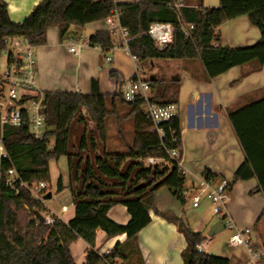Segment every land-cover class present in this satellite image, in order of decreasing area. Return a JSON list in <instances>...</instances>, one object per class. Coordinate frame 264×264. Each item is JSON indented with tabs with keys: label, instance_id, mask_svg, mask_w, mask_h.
<instances>
[{
	"label": "trees",
	"instance_id": "trees-1",
	"mask_svg": "<svg viewBox=\"0 0 264 264\" xmlns=\"http://www.w3.org/2000/svg\"><path fill=\"white\" fill-rule=\"evenodd\" d=\"M172 1L42 0L22 23H16L9 17L7 2L0 0V54L8 48V39L25 37L34 46L42 45L51 26H57L64 38L72 26L84 28L119 10L121 25L131 37L128 50L139 66L155 60L198 59L205 67L207 78L211 79L236 66L249 64L259 69L264 65V0H220L216 7H205L203 0H195V3L184 0V6L179 10L170 5ZM243 15L260 30V39L248 46H223L220 27ZM155 22L170 23L173 27L172 42L162 50L148 33ZM118 39L116 33L99 30L89 37L88 43L106 51L114 48ZM147 80L152 88L158 87L160 91L155 98L151 97L153 101L163 105L178 103V87L171 96L161 100L158 98L163 81L154 76ZM3 86L4 79L0 75V99ZM113 98L114 103L118 101L129 108L124 117L118 115L117 123L132 119L134 142L127 146V152L105 150L93 162L87 159L80 188L72 187L75 215L67 223L54 215V222L47 223L48 211L43 202L34 199L30 190L20 184L51 183V160L66 156L72 165L70 134L74 122L84 119L83 111L95 126L99 140L106 143L107 120L117 113L115 105L109 107L108 96L102 93L97 80H93L89 93L48 91L44 100L46 129L42 139L32 134L28 114L24 112L21 125L15 126L2 123L0 111V139L4 151L0 160V264H77L71 246L80 238L91 247L86 251L83 264H109L115 257L127 259L128 247H132L137 234L152 220L150 210L155 208V194L160 188L168 187L183 204L186 203L183 194L186 175L175 162L169 161L164 148L176 147L181 151L180 118L171 120L180 140L173 142L170 134L161 139L157 132L150 130L152 124L146 116L143 101L127 102L122 93ZM229 117L246 155V160L229 181V187L239 181L257 178L259 186L251 190V194L264 193V96L230 110ZM95 144L91 136V145L94 147ZM79 146L81 150L87 148L86 135ZM149 157L162 161L147 165L145 159ZM10 169L15 170L16 177L9 184ZM204 175L216 178L211 171ZM63 189L62 177H59L57 192ZM118 203L126 205L131 215L126 225L108 216L110 208ZM156 212L174 222L184 234L187 242L181 252L184 264H232L228 257L200 252L198 245L208 237L194 231L183 218ZM98 229L108 238L126 234L125 247L117 243L108 255L100 254L95 249Z\"/></svg>",
	"mask_w": 264,
	"mask_h": 264
},
{
	"label": "crops",
	"instance_id": "crops-1",
	"mask_svg": "<svg viewBox=\"0 0 264 264\" xmlns=\"http://www.w3.org/2000/svg\"><path fill=\"white\" fill-rule=\"evenodd\" d=\"M4 1L7 2L11 20L22 23L42 0ZM114 1L129 3L139 0ZM192 2L195 3V0ZM203 4L205 7H216L219 6L220 0H203ZM99 30L109 31L107 19L88 23L81 29L72 26L64 38H61L57 26L49 27L46 42L35 46L39 89L44 93L48 91L89 93L93 80H97L102 93L110 99V105H115L117 113L124 116L128 113V107L118 101L114 103L112 99L114 95L121 93L123 85L135 76L137 63L124 45L116 44L114 48L106 51L90 45L89 37ZM220 32L221 44L230 48L252 45L261 37L260 30L251 24L246 15L227 21L220 27ZM117 36L120 37L118 33ZM75 44L84 46L74 53L70 51V47ZM106 56L111 57V60L108 61ZM148 64L145 69L151 71L150 75L163 81L162 93L158 99L163 100L171 96L175 88H179L177 104L181 121V157L187 168L186 179H189L186 189L197 184L206 171H211L216 176L214 181L217 183L223 180L231 181L236 170L246 160V155L230 120L229 111L264 96V65L259 69L249 64L236 66L208 79L205 67L198 59L155 60ZM237 80L239 81L235 83ZM159 93L158 87H151L152 98ZM86 122V119L75 121L71 130L70 151L74 155L72 165L66 156L50 161V172L52 173L54 161L59 169V175L53 190L55 195L44 201L45 207L49 209L46 214L57 216L66 223L75 215L72 187L80 188L81 174L87 159L93 162L92 157L102 155L105 150L122 152V149L111 144L109 135L106 143H103L96 132L92 133L96 139V146L88 145L86 149L81 150L79 144L82 137L86 135L89 138ZM118 133L120 136L121 130ZM3 155V147L0 144V160ZM59 177H62L64 185L61 192H57ZM258 186L257 178L235 183L227 191L225 203L228 215L236 226L239 229L251 228L253 241L259 246H264V193L260 191L251 194V190ZM49 187L52 188V185ZM187 201L190 203L185 209ZM205 202L203 199L198 207H194L192 199L189 200L187 196L186 203L183 204L168 187L160 188L155 194V208L150 210L151 222L137 234L132 247H128L129 263L184 264L181 256L187 245L184 234L174 222L156 211L183 218L194 231L207 236L211 226L222 221V217L214 214L210 201L207 205ZM194 212L198 215L196 220L192 217ZM108 216L122 225L131 220L127 206L122 203L110 208ZM126 238V234L108 238L103 230L98 229L95 249H98L100 254H105L117 243H121V247L124 248ZM81 241L86 244L85 262L86 251L91 247L82 238L76 243ZM73 245L71 252L75 259ZM227 245L232 248L230 254L208 251L207 243L205 252L224 255L231 259L232 264H249V254L245 247H231L228 242Z\"/></svg>",
	"mask_w": 264,
	"mask_h": 264
},
{
	"label": "built area",
	"instance_id": "built-area-1",
	"mask_svg": "<svg viewBox=\"0 0 264 264\" xmlns=\"http://www.w3.org/2000/svg\"><path fill=\"white\" fill-rule=\"evenodd\" d=\"M170 5L179 10L184 6V0H173ZM109 23V31L120 35L117 44L124 45L128 48L130 34L128 30L121 25L120 11L114 10L113 15L107 18ZM148 33L154 40L158 49H164L172 42L173 27L170 23H152ZM186 33L188 31L186 30ZM8 43L7 67L1 76L4 79L3 96L0 99V111L2 123L9 122L15 126L21 125L24 112L28 114L30 121V130L35 138L42 139L46 129V118L43 113L45 93L39 89L38 75L36 69V54L35 46L32 45L25 37H15L6 40ZM84 44H75L70 47V51L77 53ZM137 71L135 76L123 85L121 93L127 102L141 100L144 102V110L146 116L151 121L150 130L157 132L161 139H164L170 134L173 142H178L180 136L173 129L171 120L179 117L178 104H166L155 102L151 99L150 90L151 84L141 75L142 70L138 61ZM108 61L111 57L106 56ZM169 161L177 164L179 170L187 173V168L184 165L179 148H166ZM162 161L156 157H149L145 162L149 165H155ZM10 175L8 183H12V179L16 177L14 169L8 171ZM30 190L34 199L44 202L45 195L49 192V184L39 182L28 184L21 182L20 184ZM230 189L229 181L223 180L219 183L214 179L207 178L203 175L197 184H194L190 189L184 190L185 197L189 193L192 195V205L198 207L203 199H208L211 203L214 214L222 217L224 227L232 230L233 233L229 238L228 244L231 247L243 246L249 254V264H264V246L257 245L251 236V228L239 229L233 220L228 215V210L225 203V195ZM47 223H53L54 217L47 215L45 217ZM200 252H205V242L198 245ZM107 251L105 255H108ZM109 264H130L129 261L122 257L110 259Z\"/></svg>",
	"mask_w": 264,
	"mask_h": 264
},
{
	"label": "rangeland",
	"instance_id": "rangeland-1",
	"mask_svg": "<svg viewBox=\"0 0 264 264\" xmlns=\"http://www.w3.org/2000/svg\"><path fill=\"white\" fill-rule=\"evenodd\" d=\"M78 29H81V28H78ZM148 66H149L148 63H143L140 66L141 70H142L141 75L144 79H148L151 77V75H150L151 71L145 69ZM6 67H7V53H6V50H4L0 54V74L5 72ZM108 101H109V107L111 108L110 99H108ZM82 115H83L82 118H84V120L86 119V121H87L85 125H86L87 131L89 133L88 145L91 147L92 146L91 145V136L94 137L93 132H95V130H94L95 126L93 125V123L91 122V120L89 119V116L87 115V113L85 111L82 112ZM118 115L123 116L122 114L116 113V114H112L108 117V120H107L108 135L110 136L111 144L122 149L121 150L122 152H127L128 151L127 146L132 145L134 142L132 119H130V118L123 119L122 123L119 124V123H117ZM119 130H121L120 136L118 133ZM94 141L96 142L95 137H94ZM0 144L2 145L1 141H0ZM71 146H72V143H71ZM95 146H96V144H95ZM92 158H93V160L95 159L94 157H92ZM145 163L147 164V162H145ZM147 165H149V164H147ZM51 175H52V184L51 183H48V184H49V186L52 185V188L49 187V190L51 192H53V194L55 195V191H53V190L55 188L56 178L59 175V169L56 166L54 161L52 162V173H51ZM186 183H187V185H189V179L188 178L186 179ZM187 196H188V199L191 200V198H192L191 193H189ZM225 197H226V195H225ZM205 201H206L205 202L206 205L210 203L208 199H205ZM189 203L190 202L187 201V203L185 205V209H187L189 207ZM43 205L45 207L44 202H43ZM46 210L49 211L48 208H46ZM192 217H193V220H196L198 218V215L196 214V212H194ZM217 218H219V217L217 216ZM232 233H233V231L228 229V227L225 226L223 228V230L220 231L213 239L208 238L207 241L205 242V243H207L208 251L214 250L215 252H218L219 254L220 253L230 254L229 252L232 250V248L228 247L227 242H228L229 238L231 237ZM85 245L86 244L81 241V242L75 243L72 247L76 262L78 264H83V262H84V252H85V248H86Z\"/></svg>",
	"mask_w": 264,
	"mask_h": 264
},
{
	"label": "water",
	"instance_id": "water-1",
	"mask_svg": "<svg viewBox=\"0 0 264 264\" xmlns=\"http://www.w3.org/2000/svg\"><path fill=\"white\" fill-rule=\"evenodd\" d=\"M53 196V193L51 191H49L46 195H45V199H51ZM40 219L43 220L44 217L39 214ZM224 228V223L222 221L216 222L215 224H213L210 228V230L207 233L208 238H213L216 234H218L220 231H222Z\"/></svg>",
	"mask_w": 264,
	"mask_h": 264
}]
</instances>
